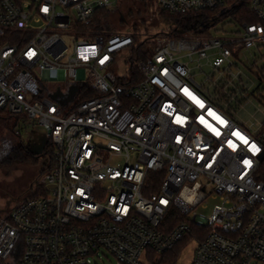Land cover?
<instances>
[{
  "label": "built area",
  "instance_id": "obj_1",
  "mask_svg": "<svg viewBox=\"0 0 264 264\" xmlns=\"http://www.w3.org/2000/svg\"><path fill=\"white\" fill-rule=\"evenodd\" d=\"M117 2L0 0V108L37 121L53 145L32 194L0 213V259L93 264L107 251L119 264H150L151 251L195 242L188 264H264V122L237 120L243 88L228 99L215 92L234 84L232 58L264 45V0H249L258 20L235 36L199 26L142 41L98 25ZM158 2L219 16L239 0ZM142 42L152 45L146 55ZM195 59L222 78L199 65L198 81ZM45 70L63 82L43 81ZM209 199L210 214L198 213Z\"/></svg>",
  "mask_w": 264,
  "mask_h": 264
},
{
  "label": "rangeland",
  "instance_id": "obj_2",
  "mask_svg": "<svg viewBox=\"0 0 264 264\" xmlns=\"http://www.w3.org/2000/svg\"><path fill=\"white\" fill-rule=\"evenodd\" d=\"M127 11L128 4L126 0H118L117 7ZM162 7L158 0H147L146 11L141 12L135 18H128L121 24L124 28L133 33L136 31L140 34V40H145L149 34L154 38L159 34L172 35V28L174 25L162 15ZM120 13L116 12L110 17L111 22L115 24L120 23ZM135 24H137V30ZM135 26V27H134ZM240 24L232 16L223 17L208 28L211 35L220 37L235 36L240 29ZM176 35V34H175ZM149 46V44H147ZM130 60V59H129ZM231 60L237 63L233 68L232 82L229 88L244 89L246 96L240 94L241 102L236 105L233 104V109L236 113V118L242 123H248L253 128L257 127V122H264V45L255 47L246 53L241 52L238 58ZM196 79L202 81L205 73L202 72L198 66L202 65L203 71L206 73H216L215 77L219 81L222 77L219 72L215 71L208 59H202L192 63ZM131 69L130 61H123L119 65L118 74L127 75ZM262 72V73H261ZM84 72L80 71V78H84ZM58 71L45 70L41 79L51 84H60L63 82ZM61 101H69L72 97L69 95H58ZM4 110H6L4 112ZM3 115L8 116L9 109H4ZM14 115V114H13ZM10 125L16 128L15 131L10 129V126L0 123V213L12 209L15 201H22L32 194L28 191L31 183L36 178L40 171L39 166L45 161L44 157L40 158L38 164H27L23 162L14 161L8 162L5 158L12 147L19 141H23L32 151L36 153H43L47 138L43 137L45 128L37 121L32 119H24L14 115ZM18 130V132H17ZM42 135V137H41ZM214 203L213 199H209L204 204L196 208L198 213L208 216L211 212V206ZM206 205V206H205ZM208 207V208H207ZM196 247L195 242H190L186 247H182L177 253L178 261L182 264H188ZM99 256L92 257L93 264H119L116 257L107 251H100ZM162 257V254H159ZM10 261L0 259V264H10Z\"/></svg>",
  "mask_w": 264,
  "mask_h": 264
},
{
  "label": "trees",
  "instance_id": "obj_3",
  "mask_svg": "<svg viewBox=\"0 0 264 264\" xmlns=\"http://www.w3.org/2000/svg\"><path fill=\"white\" fill-rule=\"evenodd\" d=\"M126 3L128 4L126 12L120 9L119 6L116 7L115 9L103 10L100 15V18L102 20L99 18L98 25L101 28L106 29L108 32H117V31L122 30V28H124V26L121 24L123 21H127L128 18H131V19L135 18L141 12L146 11L147 0H126ZM116 12L120 13V17L122 16V18H120L119 24H115L111 22L110 20V17L114 15ZM162 15L174 25V27L172 28V32L170 33L177 34V35L183 32L192 31L196 29V27H199V26H201L200 32L207 33L208 28H210V26L214 22H216L217 20L223 17L232 16L239 23L255 22L258 20L257 15L252 11L250 7L249 0H239V3L235 7L231 8L225 13H222L219 16H214L213 13L206 12V11L205 12H190V13L182 14V13H171L167 10H163ZM135 26L136 28L134 29L137 30V24H135ZM141 46L143 49L146 50V53L144 54L146 55L147 52L151 50L152 45L148 46L147 42H142ZM226 90H228V92L230 93L237 92L236 88H229L228 82L224 80L219 82V85L215 88L216 94H220L222 99H228V97H230L226 93ZM241 99L242 98L239 97V95L236 96V100L233 102V104L238 105L241 102ZM3 110L4 109L0 108V123L5 124L6 126H10V129L15 131L16 128L10 125V122L12 121V117H14V115L10 112L8 116H5L3 115L4 114ZM5 111L6 110H4V112ZM52 152H53V145L51 141L47 142L46 148L43 151V153H36L32 151L28 146H26V144L21 140L12 147V149L7 154L5 159L8 162H14L18 160L19 162H23L27 164H38L41 157H44L46 159L49 156L50 164L48 165L46 161H43V163L39 166L40 171L37 174L38 176L40 173L44 172L45 170H47L48 168L52 166L51 165L52 164V161H51ZM154 173L155 172H152L151 175ZM261 179L264 180V164L262 166ZM202 230H204L205 232L204 228ZM183 245L184 243H181L180 245L176 247L175 250L164 253L162 257H159V253L155 251H151L149 253L150 264H171V263L176 262L178 260L176 251L181 249ZM9 261L11 262L10 264H16L17 254L15 253V255Z\"/></svg>",
  "mask_w": 264,
  "mask_h": 264
},
{
  "label": "crops",
  "instance_id": "obj_4",
  "mask_svg": "<svg viewBox=\"0 0 264 264\" xmlns=\"http://www.w3.org/2000/svg\"><path fill=\"white\" fill-rule=\"evenodd\" d=\"M41 137H42V135H41Z\"/></svg>",
  "mask_w": 264,
  "mask_h": 264
}]
</instances>
